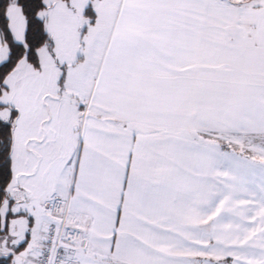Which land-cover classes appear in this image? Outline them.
I'll return each instance as SVG.
<instances>
[{"label": "snow or ice", "instance_id": "6c2138e0", "mask_svg": "<svg viewBox=\"0 0 264 264\" xmlns=\"http://www.w3.org/2000/svg\"><path fill=\"white\" fill-rule=\"evenodd\" d=\"M0 264H264V0H0Z\"/></svg>", "mask_w": 264, "mask_h": 264}]
</instances>
